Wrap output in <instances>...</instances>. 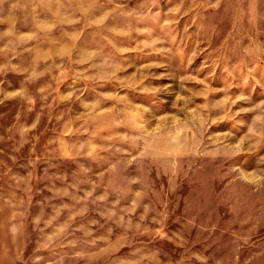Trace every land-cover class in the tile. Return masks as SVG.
I'll return each mask as SVG.
<instances>
[{"label":"rangeland","instance_id":"374dc122","mask_svg":"<svg viewBox=\"0 0 264 264\" xmlns=\"http://www.w3.org/2000/svg\"><path fill=\"white\" fill-rule=\"evenodd\" d=\"M0 264H264V0H0Z\"/></svg>","mask_w":264,"mask_h":264}]
</instances>
